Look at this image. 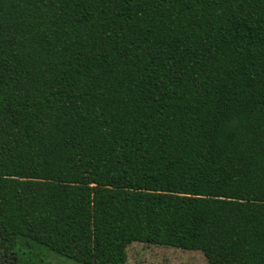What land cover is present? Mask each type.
<instances>
[{
	"label": "trees",
	"instance_id": "obj_1",
	"mask_svg": "<svg viewBox=\"0 0 264 264\" xmlns=\"http://www.w3.org/2000/svg\"><path fill=\"white\" fill-rule=\"evenodd\" d=\"M1 224L264 264V0H0Z\"/></svg>",
	"mask_w": 264,
	"mask_h": 264
},
{
	"label": "rangeland",
	"instance_id": "obj_2",
	"mask_svg": "<svg viewBox=\"0 0 264 264\" xmlns=\"http://www.w3.org/2000/svg\"><path fill=\"white\" fill-rule=\"evenodd\" d=\"M16 240L14 232L5 224L0 225V264H14L12 245ZM27 250L16 248V254H26ZM127 264H208V257L200 250H187L179 247L151 244L141 241L132 242L128 248ZM30 264H87L77 259L38 246L32 251ZM26 257V256H25Z\"/></svg>",
	"mask_w": 264,
	"mask_h": 264
}]
</instances>
